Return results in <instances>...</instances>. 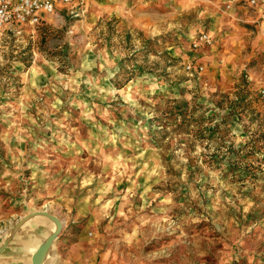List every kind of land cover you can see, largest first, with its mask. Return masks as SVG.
I'll return each mask as SVG.
<instances>
[{"label":"rangeland","instance_id":"1","mask_svg":"<svg viewBox=\"0 0 264 264\" xmlns=\"http://www.w3.org/2000/svg\"><path fill=\"white\" fill-rule=\"evenodd\" d=\"M63 6L0 28V244L74 206L110 264H264V0Z\"/></svg>","mask_w":264,"mask_h":264},{"label":"crops","instance_id":"2","mask_svg":"<svg viewBox=\"0 0 264 264\" xmlns=\"http://www.w3.org/2000/svg\"><path fill=\"white\" fill-rule=\"evenodd\" d=\"M70 208L75 211L68 215V228L64 226L59 236L47 245L44 243L56 224L41 214L22 218L1 240L0 246L5 245L0 251V264H33L42 247L38 264H110L108 243L92 228L90 212L87 214L85 209L74 206ZM36 212L30 210L28 214Z\"/></svg>","mask_w":264,"mask_h":264},{"label":"built area","instance_id":"3","mask_svg":"<svg viewBox=\"0 0 264 264\" xmlns=\"http://www.w3.org/2000/svg\"><path fill=\"white\" fill-rule=\"evenodd\" d=\"M237 1H244L252 6L256 4V0ZM83 2L84 0H0V28L14 30L25 25L37 26L44 21L46 15L54 13L59 5L68 8L74 4H83ZM70 13L77 15L78 12L71 9ZM211 43L212 37L205 31L192 36L193 47ZM185 68L191 73H197L204 67L199 63L188 62ZM260 96L264 100V88L260 89Z\"/></svg>","mask_w":264,"mask_h":264},{"label":"water","instance_id":"4","mask_svg":"<svg viewBox=\"0 0 264 264\" xmlns=\"http://www.w3.org/2000/svg\"><path fill=\"white\" fill-rule=\"evenodd\" d=\"M43 215L49 219H51L55 224H56V229L54 230V232L49 236V238L46 240V242L44 244H50L55 238H57L59 236V234L62 232L63 230V225H62V222L59 220V218L55 215H52L46 211H38L34 214H28L26 215L24 218H27L29 216H35V215ZM23 218V219H24ZM5 243L3 245L0 246V251L2 250V248L4 247ZM42 248H40V250L37 251V254L35 255V258H34V262L33 264H38L39 263V259H40V255L42 253Z\"/></svg>","mask_w":264,"mask_h":264},{"label":"trees","instance_id":"5","mask_svg":"<svg viewBox=\"0 0 264 264\" xmlns=\"http://www.w3.org/2000/svg\"><path fill=\"white\" fill-rule=\"evenodd\" d=\"M42 27H43V26H41V24L37 26V28H39V29H41ZM126 79H127V81H128V80L131 79V77L129 76V77H127Z\"/></svg>","mask_w":264,"mask_h":264}]
</instances>
